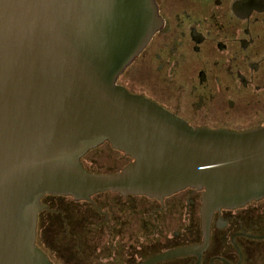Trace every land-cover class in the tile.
<instances>
[{
	"label": "water",
	"instance_id": "95a60500",
	"mask_svg": "<svg viewBox=\"0 0 264 264\" xmlns=\"http://www.w3.org/2000/svg\"><path fill=\"white\" fill-rule=\"evenodd\" d=\"M161 26L156 0H0V264H54L36 244L46 194L201 191L202 244L139 264L200 258L215 211L264 198V126L194 129L117 84ZM104 142L131 161L92 173L81 158Z\"/></svg>",
	"mask_w": 264,
	"mask_h": 264
},
{
	"label": "flooded vegetation",
	"instance_id": "af4514ba",
	"mask_svg": "<svg viewBox=\"0 0 264 264\" xmlns=\"http://www.w3.org/2000/svg\"><path fill=\"white\" fill-rule=\"evenodd\" d=\"M156 2L162 26L118 77L117 84L194 129L243 132L264 126V0ZM101 147H106L107 152L115 151L119 155L116 163L122 167L105 172L86 167L87 154ZM90 151L81 162L92 173H114L131 161L108 142ZM105 193L115 194L117 201H96L98 195ZM201 193L186 188L162 200L113 192L95 194L90 201L63 196L74 203L85 202L88 208L75 223L63 219L65 235H78L76 238L74 234L73 247L81 249L83 255L94 259L96 253H103L111 263H141L168 250L200 245L204 240ZM48 197L59 195L46 194L41 198L46 208L38 213V220L43 213H61L45 201ZM134 197L150 200L154 206L141 217L125 212L124 204ZM178 212L183 213L180 220L184 225L163 240L162 228L167 220L162 223V215ZM61 217L64 218L63 213ZM75 225L77 228L72 227ZM147 228L157 230L152 233L153 252L133 255L132 237L135 240L138 236V242H143ZM163 263L264 264V198L235 209L215 211L209 223L208 244L200 258L192 254L159 262Z\"/></svg>",
	"mask_w": 264,
	"mask_h": 264
},
{
	"label": "rangeland",
	"instance_id": "374dc122",
	"mask_svg": "<svg viewBox=\"0 0 264 264\" xmlns=\"http://www.w3.org/2000/svg\"><path fill=\"white\" fill-rule=\"evenodd\" d=\"M106 147H101L98 150L90 151L87 154V157L84 159L86 167H89L90 170H94L96 172H105L111 171L112 169H118L122 167V164L116 163V159L119 156L115 151H106ZM127 161V160H126ZM125 164V161L124 163ZM175 196H179L176 194ZM49 201L51 206L59 210V212L63 213L64 218L61 217V213L57 215H48L43 213L38 220L37 223V236H36V244L37 246L44 251L50 259L54 262V264H139V263H111L107 256L103 255V253H96L94 259H90L89 257L82 254L81 249L73 247L74 234L69 233V237L65 235L64 230V220L66 222L75 223L76 219H81L82 214L88 210L85 202L74 203L72 199L69 197H48L45 198V201ZM96 201L98 202H115L117 201L116 195L112 193L100 194L96 197ZM126 202V201H125ZM124 211L131 212L132 214H137L141 217V213L145 214L144 211L150 209L154 205L150 200H146L140 197H134L132 200H128L126 204H124ZM149 211V210H148ZM181 213V210H179ZM180 217H177V214L167 213V215H162V223L166 220L167 222L164 224V228H162V239L165 240V236H170L171 231L182 227L184 223H181L180 218L182 219V214ZM147 216V215H146ZM184 220L187 223L186 217L184 216ZM151 222H148L150 224ZM140 224L136 225L138 228ZM77 228V225L72 226ZM72 228V229H74ZM150 230V231H149ZM164 230V231H163ZM146 236L143 242H138V236H135V240L131 239V243H133V248L131 252L133 255L144 256L149 252H153V247L151 244L154 243V234L157 230L153 228L146 229ZM78 233V231H77ZM161 231L159 232V234ZM84 235V234H83ZM77 238V234H75ZM89 236L88 232L85 231V237ZM131 236V235H130ZM76 244V243H75ZM150 244V245H149ZM109 256V254H108ZM164 264H172V263H164Z\"/></svg>",
	"mask_w": 264,
	"mask_h": 264
}]
</instances>
